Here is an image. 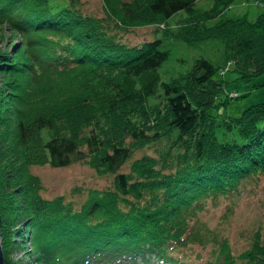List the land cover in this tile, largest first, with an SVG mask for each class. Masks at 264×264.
Masks as SVG:
<instances>
[{
    "label": "trees",
    "instance_id": "obj_1",
    "mask_svg": "<svg viewBox=\"0 0 264 264\" xmlns=\"http://www.w3.org/2000/svg\"><path fill=\"white\" fill-rule=\"evenodd\" d=\"M102 1L99 15L82 0H0V27L22 35L20 53H0L5 87L17 84L9 93L0 86V200L15 195L2 199L1 232H13L4 255L30 241L45 264H195L186 248L217 237L201 221L207 204L264 176V100L230 114L225 105L240 94H223L227 80L217 72L225 60L200 56L163 79L165 38L130 43L119 32L154 24L157 33L184 10L187 20L165 27L168 36L223 38L230 68L250 78L264 72V11L210 25L234 0L203 10L197 0ZM32 84L45 96L24 118L21 86ZM13 93L18 99L9 102ZM75 162L112 176V184L89 187L79 204L45 195L31 167ZM260 232L239 255L227 237L216 238L211 264H264Z\"/></svg>",
    "mask_w": 264,
    "mask_h": 264
},
{
    "label": "rangeland",
    "instance_id": "obj_2",
    "mask_svg": "<svg viewBox=\"0 0 264 264\" xmlns=\"http://www.w3.org/2000/svg\"><path fill=\"white\" fill-rule=\"evenodd\" d=\"M213 3L214 0H197V5L201 10L211 8ZM82 5L88 12L99 15L104 13L102 0H82ZM262 11H264V0H234L223 16L219 15V17L207 20L206 24L211 25L225 18L240 16L243 13H247L250 19H254ZM168 20L166 24L161 22L157 25L160 27L157 33H155L156 27L154 28V24L136 26L128 32L119 33L130 43H137L155 37L156 34L165 38L162 47L169 49L170 53L159 67L163 79H170L185 73L191 68L195 59L200 56L211 58L221 65L225 60L226 69L217 72V76L227 80L223 94L235 90L240 94L237 97L229 98L227 101L225 108L230 114H237L249 104L264 100V72L251 75L250 78L240 77L238 70L230 68L232 60L226 59L231 49L229 44L222 40L223 38H206L190 43L180 38V36H168L164 30L165 27L168 26V28L176 30L175 28L180 23L182 24L187 20V14L184 10L173 14ZM163 31L166 36L163 35ZM21 40L22 35L19 31L12 30L6 23L1 25L0 53L3 51L11 53H17L18 51L20 53ZM6 78L7 76L0 73V86L4 88V91L9 93L17 90V84L14 80L12 83L15 84V88L10 90L8 86L5 87V84H7ZM33 86L37 88H30V86L28 88L27 85L21 86L26 95L25 100L28 102L24 106V118L30 117L29 114L35 108H41L42 104H38L45 96V89H40L37 85ZM13 99H18L14 93L10 96L9 102H12ZM16 117H18V113H16ZM4 132L12 137V129ZM42 135L44 138H49L52 132L45 128ZM8 146L11 147V143H8ZM31 169L41 176L45 185L43 191L45 195L53 196L64 193L68 199L74 200L76 204H79L86 196L85 191L89 187H104L112 184V176L97 175L92 167L82 162H75L63 167H53L48 164L35 165ZM256 181L257 183L252 181L251 184H248V187L243 186L240 191L234 192L230 196H223L224 199H221L217 204L212 202L207 204L201 213V221L208 229H212L217 237L209 238L205 243H192L190 247L186 248L195 264H211V261L215 258L217 239L220 240L222 237L228 238L232 251L236 255H239L241 251L246 250L251 245L256 230L260 229L261 237L264 239V176L259 175ZM75 186H78L80 190L73 191ZM13 196H15L14 193L9 190L3 198ZM3 198L0 200L2 221L4 217L6 218V213L4 214L1 209V205L4 203ZM9 233L13 232L9 231L8 235L1 232L0 241L3 251L7 246V240L11 239ZM15 238H18V236ZM26 244L27 246L17 245L14 249H7L6 264L9 260L12 262L9 264H45L32 255L34 248L30 241Z\"/></svg>",
    "mask_w": 264,
    "mask_h": 264
},
{
    "label": "water",
    "instance_id": "obj_3",
    "mask_svg": "<svg viewBox=\"0 0 264 264\" xmlns=\"http://www.w3.org/2000/svg\"><path fill=\"white\" fill-rule=\"evenodd\" d=\"M1 224H2V217H1V213H0V236H1ZM0 264H6L5 255H4V251L2 248L1 241H0Z\"/></svg>",
    "mask_w": 264,
    "mask_h": 264
}]
</instances>
